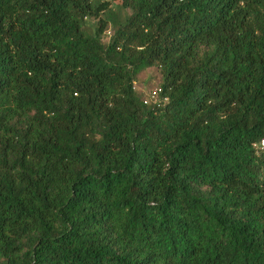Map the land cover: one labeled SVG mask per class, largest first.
<instances>
[{
  "label": "trees",
  "instance_id": "1",
  "mask_svg": "<svg viewBox=\"0 0 264 264\" xmlns=\"http://www.w3.org/2000/svg\"><path fill=\"white\" fill-rule=\"evenodd\" d=\"M0 264H264V0H0Z\"/></svg>",
  "mask_w": 264,
  "mask_h": 264
},
{
  "label": "rangeland",
  "instance_id": "2",
  "mask_svg": "<svg viewBox=\"0 0 264 264\" xmlns=\"http://www.w3.org/2000/svg\"><path fill=\"white\" fill-rule=\"evenodd\" d=\"M160 73L156 68H148L141 72L138 80L134 83L135 89L150 103L158 101V95L155 98H150L151 91L159 88Z\"/></svg>",
  "mask_w": 264,
  "mask_h": 264
},
{
  "label": "built area",
  "instance_id": "3",
  "mask_svg": "<svg viewBox=\"0 0 264 264\" xmlns=\"http://www.w3.org/2000/svg\"><path fill=\"white\" fill-rule=\"evenodd\" d=\"M160 92V88L156 89V90H153L151 91L149 97L150 98H155L157 96V94ZM146 101V100H145ZM147 102V101H146Z\"/></svg>",
  "mask_w": 264,
  "mask_h": 264
}]
</instances>
